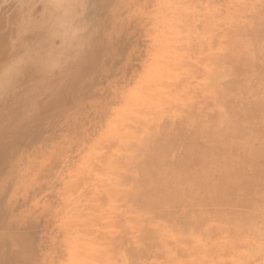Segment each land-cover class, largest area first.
<instances>
[{
	"label": "rangeland",
	"instance_id": "1",
	"mask_svg": "<svg viewBox=\"0 0 264 264\" xmlns=\"http://www.w3.org/2000/svg\"><path fill=\"white\" fill-rule=\"evenodd\" d=\"M200 1L75 0L72 16L62 26L57 24L61 18L49 20L48 24L40 30L30 31L32 26L30 24L25 36L12 37L8 41L7 35L11 28L8 25L9 20L15 13L32 6L35 0H0V25L2 26H0V39L4 45L3 51L0 50L2 51L0 54V264H66L64 262L67 264H127V258H124L125 250L121 249L125 251V255L121 254L122 262H120L122 256L116 257L121 253L117 248L125 242L124 248H132L139 242L138 237L150 231L158 239L159 237L170 238L172 242H175L171 235L174 234L172 228L161 217V210L146 211L140 208L139 203L148 202L159 206L168 202L171 205L170 202L177 199V194L187 196L189 191L192 196L190 193L187 198H191L190 203H194L196 197L200 199L201 196H205L207 189L216 179L228 173L229 169L223 168L224 171L220 168V163L225 157L233 160L234 163H242L236 168H244L245 162L248 167L250 156L244 154L246 151L243 152L241 149L240 153H243H239L240 157L236 156L237 159H235L232 158L230 146L225 149L226 152H223L225 150L222 149V145L217 144L223 139L219 136H225L222 133L226 130L231 132L227 129L231 126L222 127L224 131L215 124L216 127H210L203 134L206 135L203 140L207 141L204 145L208 146L205 149L209 148V152L203 150L205 147L203 145L201 147L203 151L199 152V154L202 152L203 157L192 168L179 167L170 169L171 171L164 168L166 175L162 174L164 173L162 168V171L160 169L157 172L156 178L161 176L166 178L156 179L158 181L161 179V182H158L155 179V181L151 180L144 168L135 165L134 160L141 155L140 152L144 151L142 148L146 146L142 147V143L147 144L153 130L165 121L183 119L186 117L184 115L192 111L194 113L190 115H201L198 118L213 111L225 113L228 116L232 108H226L220 104L219 85L228 81L230 71L231 75L236 77L241 76L243 74L241 72H246L245 70L251 67L258 69L255 64L258 60L255 38L257 33L264 32V0ZM38 5L39 3H36L35 7H39ZM211 43H215L213 47ZM143 87L146 91L142 89ZM173 88L176 89L175 92ZM154 90L156 91L153 92ZM111 99H117L121 103L113 101L114 104ZM206 103H209L207 106L210 108L205 106ZM203 106L207 109H203L204 112L201 109ZM178 107L183 114L181 111L178 113ZM95 120L97 124L94 123ZM101 120L102 123L104 122L103 124L100 122L103 127L98 124ZM160 121L163 122L160 123ZM142 126L148 128L145 130ZM219 128L221 135L220 130H217ZM246 130H249L250 138L251 134H255L251 129ZM146 133L148 134L144 135ZM209 133L215 136L210 138ZM86 134L87 136L95 135H93L94 138L89 136L92 140H89L90 138L86 140ZM254 136L252 139L256 141ZM79 138L80 140L82 138L81 142L77 141ZM117 140L120 143H113ZM253 141L250 144L255 143V146L247 144L249 148L252 147L251 151L247 150L251 153L258 148ZM73 142H79L77 149L74 148L76 143ZM111 143H113L112 146L116 145V149L119 145L120 152L112 150L109 145ZM208 143L212 147H209L211 145ZM56 145L60 147L59 151L53 147ZM83 145L86 151H83ZM101 146L105 147L106 152L104 148H100ZM52 148L57 152L53 150V153ZM220 149L226 156L220 153ZM80 150L84 153H80ZM60 153H62L61 156ZM105 153H110L112 157L109 155L111 160L102 164L98 160L101 158L104 161L108 156ZM48 155L50 158H46ZM118 155H123L120 157L124 159H119ZM64 157L71 161L66 162L67 159ZM94 159L100 162L96 165L99 166L97 170L101 174L94 171L96 169L94 165L97 163ZM118 160L126 164L129 171L126 168L124 170L122 168L123 172L117 171L114 167L115 172L118 173L114 175L112 173V178L108 179V173H111L109 170L113 168V166L110 168L111 165L118 163L119 166L122 163ZM50 161H56L57 164H53L54 162L51 164ZM103 165L104 169H102ZM51 173H54L53 177ZM37 176L38 179H36ZM24 178L27 185L22 183ZM64 178L66 179L62 183L61 179ZM69 178L70 184H76H72L74 188L71 186L72 190L74 189L72 193L67 183ZM79 178L85 180L80 181L81 185L77 180ZM85 178H90V181ZM106 180L108 182H105ZM126 180L129 183H126ZM146 181L148 183H145ZM149 183L152 184L149 185ZM160 183L161 185H157ZM29 184L31 186H28ZM78 184L79 189L76 188ZM146 184L149 187L153 186L148 188L149 190L153 188L152 196L158 203L155 200L152 201L154 197L152 199V192H149L148 188L146 190ZM177 189L180 192H173ZM144 190L148 191V194ZM82 191L85 194L87 192V196L82 197ZM171 197L173 201H169ZM148 198L152 200H147ZM73 200L77 201L74 203ZM208 204L209 201L206 205ZM83 208L85 211L82 210ZM210 208L213 210L215 207ZM59 209L63 210L60 212ZM155 212L160 214L159 217L162 219L159 220ZM143 228L149 229L148 232L143 231ZM251 235L253 237L248 235V239L253 241L254 235L252 233ZM120 236H123L121 238L124 242L118 238ZM213 238V241L219 244L221 251L227 252L228 239L224 236H213ZM116 243H119V246ZM127 243L132 245L127 247ZM203 244L204 242L200 243V245ZM82 247H86L90 255L87 254L85 257ZM108 249L112 251L109 254L106 251ZM237 250L230 254L225 252V255L228 254L226 255L227 263L249 264V260H251L250 264L260 263L259 260L255 261V257L247 260L248 254L245 250ZM22 251L26 254L21 259H15L14 256ZM243 257H245L244 261ZM217 258L218 255L210 258L200 255L199 258H189L183 262L176 261L174 264H220L213 263Z\"/></svg>",
	"mask_w": 264,
	"mask_h": 264
},
{
	"label": "bare ground",
	"instance_id": "2",
	"mask_svg": "<svg viewBox=\"0 0 264 264\" xmlns=\"http://www.w3.org/2000/svg\"><path fill=\"white\" fill-rule=\"evenodd\" d=\"M154 1V0H153ZM200 1V0H199ZM202 1V0H201ZM200 1V2H201ZM216 1V0H213ZM75 2V0H35V2L33 3L32 6L27 7V9L22 10L21 12H17L15 13L12 18L9 20L8 25L10 28L9 32H8V41H10V38L14 37V38H18V37H23L25 36L28 32L26 29L29 28L28 25H32L30 26V31L32 30H40L42 28H44L47 24L49 20H53L54 18H57V20L59 18L60 21L59 23L57 22V24L59 26H62L71 16H72V11L74 10L73 8V3ZM203 2V1H202ZM224 2V1H223ZM246 2V0L244 1ZM263 2V1H261ZM39 3V7H35V4ZM141 4V3H140ZM144 5V4H143ZM153 5V4H152ZM156 5V4H155ZM209 5V4H207ZM222 6V4H220ZM258 5V4H256ZM142 7V5H139ZM146 6V5H144ZM147 7V6H146ZM153 7V6H152ZM195 8V7H194ZM198 8V7H197ZM144 9V7H143ZM142 9V10H143ZM200 9V7L198 8ZM146 10V9H145ZM217 10V9H216ZM140 12V9L138 10ZM155 11V10H154ZM243 11V10H242ZM222 14V11H220ZM163 14V13H162ZM244 14V13H243ZM61 15V16H60ZM245 15V14H244ZM247 15V14H246ZM152 20V19H151ZM206 20V19H205ZM204 20V21H205ZM203 21V22H204ZM70 22V21H69ZM202 22V23H203ZM62 23V24H61ZM199 24V23H198ZM197 24V25H198ZM1 26V25H0ZM199 26V25H198ZM264 26V25H263ZM2 27V26H1ZM157 27V26H155ZM196 28V26H195ZM264 29V28H263ZM198 30V28H197ZM34 32V31H33ZM3 34V33H2ZM63 34L62 30H61V35ZM153 35V33H152ZM211 37V36H210ZM151 40V39H150ZM256 53L258 56V60H257V66L258 69L256 70V68L251 67L248 70H245L246 72H240L243 73L241 76H236L235 75H231V71H230V78L228 79V81L222 83V84H218L221 88V97H220V104L223 107H231L232 110L231 112H229V115L226 116L225 113H218L216 111H213L212 113H206V115L204 117H199L201 115L198 116H193L190 115L192 112H189V116L184 115L186 117H181L183 119H175L176 121H172V122H166L163 124H160L158 127L155 128L154 126V130L152 133V136H149L148 138L149 141L147 144L142 143V149H144L143 152H140L141 155L139 157H137L134 161H135V165H139V167L144 168L148 173L147 175L150 176L151 180H156L159 178H166V176H161L158 177V171L162 168L164 170V173L166 175V171L164 168L166 169H171L173 170V168H179V167H190L192 168L193 166H195L197 164V162L203 157V154L201 152V154H199V152L202 150L201 147H203V145L205 144L204 142L207 143V141L204 139L203 137L206 135H203L204 133H206V131L211 127L213 128L215 125H219L221 128H227V126H231V128H233V130L231 128H227L230 129L231 132H226L224 128V134L225 136L221 135V130L220 128L217 130H220L219 134L221 136V138H223L222 140H220L219 143L222 145V149L225 150L227 149L229 146L231 147V153L233 154L232 158L237 159V157H240V154H242L243 152H245L244 154H246L247 156H250L248 159V167H246V162L245 167L241 168L238 167V164H242V163H237V165L234 163V161L227 159V157H225L223 159V162L220 163L221 166L220 168H227L228 173L227 174H222L218 180L216 179V181L214 183H212L210 185V187L207 189L206 193L204 194L205 196H201V200L197 199L196 197V201L195 199H193L195 202H191V198H187V196L191 193L189 190H184V191H189V194H185L187 196L181 195V194H177V199L174 202H170L171 205L168 204H161V205H157L154 206L148 202H142L139 203L141 206L140 208L142 209H146V211H155V209H159L161 210V217L165 220V222H167L171 228L174 234L172 235V239L175 240V242H172V240L170 238L164 239V238H160L159 239L152 234V231L148 232V230H145L143 228V231L145 230V233L142 235V237H138L139 242L136 244V246L132 247V248H124L125 247V243H123L124 241L122 240L120 236L118 237L119 239L121 238V243H123L122 245H120V247H118L117 249H119L121 251V253L116 256L117 258L120 256H122L121 254H124L126 251V257L127 264H174L176 261L177 262H183L185 260H188L189 258H194V257H200V255H204L205 257H214L216 255H218V258L213 261V263H220V264H230L226 262V255L228 256V254L225 255V252L221 251V248L219 246V244H217L216 242H214V238L213 236H224L226 239H228L229 243L227 245V252L226 253H233L235 251H238L237 249H242L245 250V252L248 254L247 256V260L249 258H256V260H259L260 263L259 264H264V32L262 34L257 33L256 38ZM210 44V43H209ZM212 47L215 43H211ZM148 45V44H147ZM154 47V46H153ZM147 48V47H146ZM149 48V47H148ZM204 48V47H203ZM202 48V49H203ZM210 48V47H209ZM4 49V45L0 39V50ZM183 49V47H182ZM191 49V48H189ZM2 51H0V54L2 53ZM185 51V50H184ZM188 51V50H187ZM147 52V51H146ZM190 52V51H189ZM209 55V54H208ZM90 56V55H89ZM206 57V56H205ZM219 58V57H218ZM203 59V58H202ZM200 59V60H202ZM148 60V59H147ZM196 60V58H195ZM88 61V59H87ZM146 61V59H145ZM144 61V62H145ZM205 61V60H204ZM209 61V60H208ZM233 61V60H232ZM143 62V63H144ZM210 63V62H208ZM213 64V63H212ZM225 64V63H224ZM254 64V65H255ZM206 65V64H205ZM235 65V62H234ZM241 65V64H240ZM253 65V64H252ZM142 66V65H141ZM251 66V65H250ZM241 68V67H240ZM207 69V68H206ZM143 70V69H142ZM198 70V69H197ZM226 70V69H225ZM244 71V69H242ZM200 71V70H198ZM138 73V72H137ZM199 73V72H198ZM197 73V74H198ZM226 73V72H225ZM167 74V73H165ZM196 74V78L198 77ZM214 74V73H213ZM212 74V75H213ZM136 76V75H135ZM138 76V75H137ZM193 76V75H192ZM139 77V76H138ZM176 77V76H174ZM189 77V76H188ZM239 77V78H237ZM142 79V78H141ZM134 80V79H133ZM162 81V80H161ZM182 81V80H181ZM180 81V82H181ZM192 83V81H191ZM191 83L189 84L191 86ZM71 84V83H70ZM175 84V83H174ZM177 84V83H176ZM175 84V85H176ZM132 85V84H131ZM178 85V84H177ZM207 85V84H206ZM164 86V85H163ZM185 86V85H184ZM199 86V85H198ZM133 87V86H132ZM165 87V86H164ZM174 87V86H172ZM177 87V86H176ZM179 87V86H178ZM148 88V87H147ZM175 88V87H174ZM174 88L172 90H174ZM189 88V87H188ZM201 88V87H200ZM132 89V88H131ZM144 89V87L142 88ZM141 89V90H142ZM145 90V89H144ZM176 90V89H175ZM175 90L173 92H175ZM192 90V89H191ZM146 91V90H145ZM150 91V90H149ZM156 90H154L153 92H155ZM168 91V90H167ZM159 92V91H158ZM172 92V91H171ZM189 92V91H188ZM187 92V93H188ZM63 93V92H62ZM150 93V92H149ZM99 94V93H98ZM157 94V93H156ZM162 94V93H159ZM158 94V95H159ZM167 94V93H165ZM172 95L175 93H171ZM195 94V93H194ZM126 95V94H125ZM168 95V94H167ZM197 95V94H196ZM163 96V94H162ZM180 96V95H179ZM178 96V97H179ZM198 96V95H197ZM123 97V96H122ZM122 97L120 99H122ZM126 97V96H125ZM151 97V96H150ZM154 97V96H153ZM161 97V96H160ZM172 97V96H171ZM199 97V96H198ZM197 97V98H198ZM118 98V97H117ZM154 98H158V96L154 97ZM153 98V99H154ZM143 99V98H142ZM160 99V98H159ZM192 99V98H191ZM194 99V98H193ZM196 99V98H195ZM204 99V98H203ZM161 100V99H160ZM107 101V100H106ZM112 103H114L113 101H117V99L112 100ZM205 101V100H204ZM203 101V102H204ZM164 102V101H163ZM201 102V100H200ZM199 102V103H200ZM206 102V101H205ZM204 102V103H205ZM115 103H121V102H115ZM114 103V104H115ZM154 104V102H152ZM160 103V101H159ZM167 103V102H166ZM195 103V102H194ZM198 103V104H199ZM111 104V103H109ZM145 104V103H144ZM161 104H162V100H161ZM169 104V103H168ZM196 104V103H195ZM201 104V103H200ZM117 105V104H116ZM115 105V106H116ZM173 105V104H172ZM177 105V104H176ZM209 105V103H206V107ZM211 105V103H210ZM110 105H108L109 107ZM113 106V104H112ZM139 106V105H138ZM137 106V107H138ZM144 106V105H143ZM174 106V105H173ZM187 106V105H186ZM194 106V105H193ZM203 106V109L207 110L206 107ZM216 106H218V104H216ZM140 107V106H139ZM138 107V108H139ZM195 107V106H194ZM220 107V106H219ZM18 108V107H17ZM107 108V107H106ZM105 108V109H106ZM142 108V107H141ZM147 108V106H146ZM149 108V107H148ZM176 108V107H175ZM210 108V107H209ZM225 108V109H226ZM16 109V108H15ZM104 109V111H105ZM152 109V108H151ZM195 110H197L196 108H194ZM200 109V111H201ZM230 110V108H228ZM226 109V110H228ZM144 110V109H143ZM192 110V108H191ZM190 110V111H191ZM108 110L106 109V112ZM134 111V110H133ZM137 111V110H135ZM134 111V112H135ZM140 110L138 109V112ZM176 111V110H175ZM178 113H181V109H179L178 107ZM181 111V112H180ZM185 111L187 112V110L185 109ZM199 111V112H200ZM148 112V111H147ZM202 112H200L202 114ZM105 113V112H104ZM102 113V114H104ZM145 113V111H144ZM196 113V112H195ZM142 114V112H141ZM183 114V112H182ZM185 114V113H184ZM106 115V114H105ZM176 115V114H175ZM178 115V114H177ZM103 116V115H102ZM140 116V115H139ZM143 116V115H142ZM101 117H99L100 119ZM104 118V117H103ZM121 118V117H120ZM95 119V118H94ZM122 119V118H121ZM143 119L144 116H143ZM132 121V119H130ZM129 120V121H130ZM163 120V118H162ZM93 121V120H91ZM100 122L102 123V120L99 121L98 124H100ZM163 121H160V123H162ZM96 120H95V122ZM104 123V122H103ZM102 123V124H103ZM135 123V121H134ZM245 123H247L246 125H248L246 127ZM140 124V122H139ZM159 124V123H158ZM215 124V125H214ZM92 125V124H91ZM101 125V124H100ZM143 125V124H142ZM153 125V122H152ZM151 125V127H152ZM245 125V126H244ZM144 126V125H143ZM142 126V127H143ZM218 126V127H219ZM95 127H97V125H95ZM100 127H103L102 125ZM150 127V126H149ZM216 127V126H215ZM244 127V128H243ZM94 129V127H92ZM145 128V130L148 128ZM5 129V126H4ZM91 129V128H90ZM246 129H251V131L253 130V132H255V134H251V138H250V132L249 130ZM98 130V129H97ZM102 130V129H101ZM149 130H151L149 128ZM4 131V130H3ZM87 132V129L85 130ZM100 131V130H99ZM97 132V131H96ZM102 132V131H101ZM223 132V131H222ZM90 133V131H89ZM95 133V132H94ZM98 133V132H97ZM145 133V132H144ZM252 133V132H251ZM257 133V134H256ZM3 134V133H2ZM83 134V132H82ZM81 134V135H82ZM96 134V133H95ZM93 134V135H95ZM105 134V133H104ZM148 133L144 134L147 135ZM210 134V133H209ZM90 135L87 136L86 134V140L90 137L94 138ZM255 135V136H254ZM80 136V135H79ZM84 134L82 135L83 138ZM90 136V137H89ZM98 136V135H97ZM209 135H207L208 137ZM211 136V134H210ZM213 136V135H212ZM212 136L210 138H212ZM215 136V135H214ZM213 136V137H214ZM223 136V137H222ZM256 137V141L254 140V138L252 139V137ZM207 137H205L207 139ZM225 137V139H224ZM81 138V140H82ZM92 138H90L89 140H92ZM145 138V137H144ZM216 138V137H215ZM218 138V137H217ZM96 136H95V140H96ZM226 139H230L229 142L231 141V143L228 142V140ZM252 139V140H250ZM80 138L77 140L79 142H81ZM85 139H83L84 141ZM143 140V139H141ZM148 140V139H147ZM209 140V138H208ZM224 140V141H223ZM254 140V141H253ZM219 141V140H218ZM256 142V147H258L257 149H255L254 153L248 152L247 150L251 151L250 148L252 147H248V146H255L254 144H250L251 142ZM66 142V141H65ZM79 142H73L76 143V148L77 149V144ZM92 141H90L91 143ZM145 142V141H143ZM147 142V141H146ZM210 142V140L208 141ZM84 143V142H83ZM103 143H105L103 141ZM115 144L120 143L118 140L113 142ZM110 145V148L112 150H115L116 152H120L118 151L120 148L116 149V145L112 146V144ZM131 143H133V141H131ZM130 143V144H131ZM141 143V142H140ZM66 144V143H65ZM64 144V145H65ZM89 144V143H88ZM93 144H96L93 142ZM92 144V145H93ZM209 145H211L210 143H208ZM231 144V145H230ZM248 144V146H247ZM250 144V145H249ZM63 145V144H62ZM61 145V146H62ZM63 145V146H64ZM73 145V144H72ZM105 145V144H104ZM139 145V144H137ZM207 145V144H206ZM204 145L205 147L203 148V150L205 148H207L208 146ZM219 145V146H220ZM80 146V145H78ZM84 146V145H83ZM86 146V144H85ZM85 146L83 147L84 150L86 151ZM107 145H105L106 147ZM112 146V147H111ZM54 148H57V150L59 151L58 148H60L59 146L56 145L53 146ZM82 147V146H81ZM93 147V146H92ZM105 147H100L101 149H103L105 152ZM129 147H131V145H129ZM133 147V146H132ZM131 147V148H132ZM209 147H212L209 146ZM96 148V147H95ZM108 148V147H106ZM110 148H108L110 150ZM115 148V149H113ZM130 148V149H131ZM221 148V146H220ZM249 148V149H248ZM255 148V147H254ZM63 149V148H62ZM73 149V148H72ZM209 149V148H208ZM208 149H205L206 151ZM242 149V153H240V150ZM55 149L52 148V152L54 153ZM57 150L55 152H57ZM67 150V148H66ZM202 150V151H203ZM212 150V149H211ZM61 151V150H60ZM129 151V150H128ZM127 151V152H128ZM75 152V149H74ZM97 152V151H96ZM95 152V153H96ZM108 152V151H107ZM209 152V150L207 151ZM221 149H220V153H221ZM223 152H226L223 151ZM222 152V154L224 155V153ZM63 153V152H62ZM60 153V156L61 154ZM66 153V151H65ZM80 153H84L80 150ZM104 153V152H103ZM138 153V154H140ZM240 153V154H239ZM251 153V154H249ZM107 154L108 158L106 157V159H104V161L98 160L100 162H105L108 160H111L109 155L110 153H105ZM118 154V153H117ZM131 154V153H130ZM228 154V153H227ZM239 154V155H238ZM243 154V157H245V155ZM59 155V154H58ZM55 155V156H58ZM64 155V154H63ZM77 155H80L77 153ZM92 155V153H91ZM94 155V152H93ZM92 155V158H93ZM127 155V154H126ZM229 155V154H228ZM235 155V157H234ZM54 158V154L52 155ZM59 156V157H60ZM76 156V155H75ZM74 156V157H75ZM89 156V155H87ZM111 156V155H110ZM123 155H118V158L120 159ZM205 156V155H204ZM226 156V155H224ZM237 156V157H236ZM50 156H46V158ZM91 157V156H90ZM97 157V155H96ZM112 157V156H111ZM125 157V156H124ZM230 157V156H229ZM242 157V156H241ZM45 158V156H44ZM42 158V160L44 159ZM67 159V157H64ZM72 158V157H71ZM79 158V156L77 157ZM117 158V159H118ZM128 158V157H127ZM52 159V158H51ZM56 159V157H55ZM59 159V158H57ZM76 159V157H75ZM124 159V158H121ZM217 159V158H216ZM231 159V158H230ZM234 159V160H235ZM243 159V158H240ZM246 159V158H245ZM46 160V159H45ZM44 160V161H45ZM63 160V159H62ZM61 160V161H62ZM70 160V159H69ZM67 159L66 162L69 161ZM73 160V158H72ZM81 160V159H80ZM218 160V159H217ZM71 161V160H70ZM95 161V159H94ZM120 160H118L119 162ZM220 161V160H218ZM246 161V160H245ZM51 164L52 162H54L53 164L56 163V161H50ZM50 162L48 164H50ZM97 162V161H95ZM97 162L95 163L94 166H96V169L94 171L98 172V167L96 164L100 163ZM122 162V161H120ZM42 163H44L42 161ZM62 163V162H61ZM70 163V162H69ZM68 163V164H69ZM77 163V162H76ZM244 163V162H243ZM57 164V163H56ZM64 164V163H63ZM67 164V165H68ZM73 164V163H72ZM101 164V165H102ZM113 164V163H112ZM115 165H117L118 163H114ZM46 165V164H45ZM105 165V163H104ZM102 166V169L105 168V166ZM115 165H111L110 168H112V170L108 173V179L112 178V173L113 175L118 173L115 172L114 167H116L115 169L117 171H122L126 168L127 169V165L124 164L123 162L120 163V165L117 167ZM124 165V166H123ZM44 166V164H43ZM53 166V165H52ZM73 165H71L72 167ZM242 166V165H241ZM64 167V166H63ZM70 167V166H69ZM80 167V166H79ZM78 167V168H79ZM133 167V166H132ZM243 167V166H242ZM44 168V167H43ZM68 168V167H67ZM89 168V167H88ZM101 168V167H100ZM47 169V168H46ZM45 169V170H46ZM50 169V168H49ZM59 169V167H58ZM98 169V170H97ZM132 169V168H131ZM225 169H223L225 171ZM48 170V169H47ZM57 170V169H55ZM61 170V169H60ZM69 170V169H68ZM71 170V169H70ZM170 170V171H171ZM67 171V169H66ZM65 171V172H66ZM93 171V172H94ZM129 171V170H128ZM127 171V173H129ZM55 172V171H53ZM61 172V171H60ZM64 172V171H63ZM123 172V171H122ZM126 173V171H124ZM56 173V172H55ZM107 173V172H106ZM160 173V172H159ZM169 174V172H167ZM37 174V173H36ZM54 173H51V176L53 177ZM60 174V173H59ZM94 174V173H93ZM98 174H101L98 172ZM97 173H95V175L97 176H101L98 175ZM105 175V174H104ZM161 175V174H160ZM48 176V175H47ZM124 176V175H123ZM35 177V176H33ZM50 177V176H49ZM90 177V176H89ZM28 178V177H27ZM39 177L37 176L36 179H38ZM67 178V177H66ZM64 179H61L60 181L62 183ZM75 178V177H74ZM91 178V177H90ZM90 178L86 180L90 181ZM119 178V177H118ZM34 179V178H33ZM73 179V178H72ZM81 179V178H79ZM77 179L76 181L80 184L83 179L79 180ZM124 179V178H123ZM154 180V181H155ZM156 180V181H158ZM164 181L168 179H163ZM28 181V180H27ZM70 178L68 179L69 183ZM85 180H83L84 182ZM93 181V180H92ZM96 181V180H95ZM117 181V180H116ZM115 181V183H116ZM208 181H209V177H208ZM26 182V178H24V181L22 183ZM33 182V180L31 181ZM29 182V183H31ZM82 182V183H83ZM105 182H108V180H106ZM126 183H129L127 180L125 181ZM149 182V179H148ZM147 181L145 183H148ZM161 182V179L160 181ZM119 183V182H118ZM117 183V184H118ZM131 184L133 183L132 181L130 182ZM73 184V183H72ZM70 184L69 183V188H71V186L74 188L73 185L76 184ZM77 185V189L80 188V185ZM152 184V183H151ZM149 183V185H151ZM25 185H27L25 183ZM68 185V184H66ZM88 185V184H87ZM149 185H145L146 186V190L149 187ZM157 185H161L157 184ZM163 185V182H162ZM28 186H31L30 184ZM62 186V185H61ZM79 186V188H78ZM144 186V187H145ZM164 186V185H163ZM50 187V186H49ZM68 187V186H67ZM96 187V186H94ZM153 187V186H150ZM149 187V188H150ZM148 191L152 192L153 188ZM188 188V187H187ZM186 188V189H187ZM25 189V188H24ZM27 189V188H26ZM29 189V188H28ZM44 189V188H43ZM64 189V187L62 188ZM66 189V188H65ZM183 188H181L182 190ZM74 190V189H73ZM72 188L70 190L73 191ZM131 190V189H130ZM67 191V190H66ZM69 191V190H68ZM91 191V190H90ZM145 191V190H144ZM147 191V192H148ZM174 191H178L180 192L179 189L177 190H173ZM183 191V192H184ZM74 192V191H73ZM146 192V191H145ZM146 192V193H147ZM182 192V193H183ZM205 192V191H204ZM66 193V192H65ZM72 193V192H71ZM70 193V194H71ZM78 193V192H76ZM83 195L82 197H84V195L87 196V192L85 194V192L83 193V191L81 192ZM135 193V192H134ZM159 193V192H157ZM177 193V192H175ZM185 193V192H184ZM68 194V193H67ZM66 194V195H67ZM75 194V193H74ZM148 194V193H147ZM146 194V195H147ZM150 194V193H149ZM65 195V194H64ZM69 195V194H68ZM154 195V193H151V196ZM62 196V195H61ZM73 196V195H72ZM85 196V197H86ZM148 197H151L150 195H147ZM192 196V193H191ZM196 196V195H194ZM81 197V195H80ZM101 197V196H100ZM99 197V198H100ZM154 196H152L151 198L153 199ZM163 197V196H162ZM174 197V195H173ZM190 197V196H189ZM75 198H79V197H75ZM105 198V196L103 197ZM133 198V197H132ZM138 198V197H137ZM147 199V200H152V199ZM161 197H159L160 199ZM164 198V197H163ZM176 198V197H175ZM174 198V199H175ZM194 198V197H192ZM206 198V199H205ZM47 199V198H46ZM49 199V198H48ZM47 199V200H48ZM52 199V198H51ZM50 199V200H51ZM81 199V198H80ZM78 199V200H80ZM157 199V198H156ZM158 199V200H159ZM162 199V198H161ZM160 199V200H161ZM171 200L169 201H173L172 197L170 198ZM75 200V199H74ZM73 200V201H74ZM85 200H87V198H85ZM117 200V199H116ZM136 200V199H135ZM139 200V199H138ZM146 200V198H145ZM155 200V197L152 201ZM166 200V199H163ZM167 200V201H168ZM203 200V201H202ZM53 201V200H52ZM77 201V200H76ZM74 201V203L76 202ZM81 201V200H80ZM98 201V199H97ZM118 201V200H117ZM156 201V200H155ZM162 201V200H161ZM202 201V202H201ZM205 201V203H203ZM207 201H209V204L206 205ZM50 203V201H48ZM137 202V201H135ZM157 202V201H156ZM9 203V202H8ZM89 203V202H87ZM158 203V202H157ZM163 203H165L163 201ZM71 204V203H70ZM103 204V203H100ZM154 204V203H153ZM68 206V205H67ZM70 206V205H69ZM68 206V207H69ZM86 206V205H85ZM214 206L215 208L212 210L210 207ZM56 207V206H55ZM58 207V206H57ZM81 207V206H80ZM157 207V208H155ZM67 208V207H66ZM78 208V207H77ZM99 208V207H98ZM102 208V207H100ZM56 209V208H54ZM65 209V208H64ZM85 208H83L82 210H84ZM153 209V210H152ZM60 210V209H59ZM63 210V209H62ZM60 210V212L62 211ZM87 210V208H86ZM92 210V209H91ZM114 210V209H113ZM158 210V213H159ZM71 211V210H70ZM75 211V210H73ZM72 211V212H73ZM85 211V210H84ZM95 212L97 210H94ZM92 211V212H94ZM80 212V211H79ZM94 212V213H95ZM75 213H78L77 211H75ZM82 213V211L80 212ZM156 213V212H155ZM211 213V214H210ZM86 214V213H85ZM89 214V213H88ZM157 214V213H156ZM83 215V214H82ZM214 215V216H211ZM93 216V215H91ZM157 216L159 217L160 214H157ZM83 217V216H82ZM100 217V216H99ZM39 218V217H38ZM63 218V217H62ZM162 218H158L159 220ZM157 219V218H156ZM156 221V220H155ZM27 222V221H25ZM159 222V221H158ZM36 223V222H35ZM164 224V223H163ZM90 225V224H89ZM98 225V224H97ZM160 225V224H159ZM168 225V226H169ZM91 226V225H90ZM164 226V225H163ZM166 226V225H165ZM110 227V226H109ZM123 227V226H122ZM167 227V226H166ZM164 228V227H163ZM170 229V228H169ZM168 230V229H166ZM34 232V231H33ZM38 232V231H37ZM62 232V231H61ZM167 232V231H166ZM169 232V231H168ZM215 232V234H214ZM144 233V232H143ZM171 233V232H170ZM251 233L254 235L253 241L249 240L248 235L252 236ZM98 235V234H97ZM96 235V237H98ZM100 235V234H99ZM130 235V234H129ZM102 236V235H101ZM100 237V236H99ZM125 237V236H124ZM253 237V236H252ZM42 238V237H39ZM103 238V237H101ZM105 238V237H104ZM130 238V237H129ZM108 239V238H106ZM215 241H217V238L215 237ZM219 239V238H218ZM252 239V238H251ZM125 240V239H124ZM126 241V240H125ZM45 242V241H44ZM106 242V241H105ZM108 242V241H107ZM106 242V243H107ZM114 242V241H113ZM128 242V241H127ZM201 242H204L203 245H200ZM41 243V242H40ZM98 243V242H97ZM104 243V242H103ZM102 243V244H103ZM131 243V242H130ZM220 243V242H219ZM64 244V243H63ZM96 244V243H95ZM107 244H111V243H107ZM221 244V243H220ZM117 246H119V243L117 244ZM131 246L129 243H127V247ZM65 246V245H64ZM104 246V245H103ZM116 247V246H114ZM67 248V247H66ZM65 248V249H66ZM84 252H85V257L87 256V254L90 255V251H86V247H82ZM125 251H123V250ZM128 249V250H126ZM25 250V249H24ZM82 250V249H81ZM111 249H108L106 251H109ZM119 251V252H120ZM28 252V251H27ZM64 252V251H63ZM116 252H118L116 250ZM118 252V253H119ZM78 253V252H77ZM105 253V251L103 252ZM117 253V254H118ZM26 254L24 251H22L21 253H18L14 256L15 259H21L23 257V255ZM92 254V253H91ZM107 254V253H106ZM111 254V253H110ZM82 255V253L80 254V256ZM125 255V254H124ZM235 255V254H234ZM233 255V256H234ZM104 256V255H103ZM47 257V256H46ZM65 257V256H64ZM76 257V256H75ZM119 257V258H120ZM246 257V256H245ZM243 257V261L244 258ZM111 258V257H109ZM115 258V257H114ZM234 258V257H233ZM105 259V258H104ZM214 259V258H212ZM89 260V259H88ZM120 260V259H119ZM123 260V256L120 260V262H122ZM234 260V259H233ZM62 261V260H61ZM209 261V260H208ZM251 263V260H249ZM254 261V260H252ZM206 262V261H204ZM203 262V263H204ZM44 263V262H43ZM67 264V262H64ZM249 263V264H250ZM111 264V263H110ZM247 264V263H246Z\"/></svg>",
	"mask_w": 264,
	"mask_h": 264
}]
</instances>
